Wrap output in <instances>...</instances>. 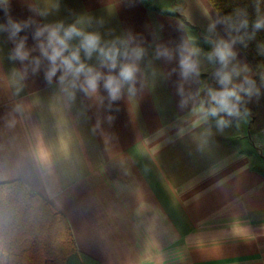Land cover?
<instances>
[{
	"label": "crops",
	"instance_id": "obj_1",
	"mask_svg": "<svg viewBox=\"0 0 264 264\" xmlns=\"http://www.w3.org/2000/svg\"><path fill=\"white\" fill-rule=\"evenodd\" d=\"M10 21L23 26L15 36ZM60 25L61 34L75 25L98 35L99 47L119 50L118 65L135 62V92L125 85L110 102L101 82L70 99L60 71L47 82L39 46L48 33H35ZM23 38L21 62L12 54ZM220 40L234 52L229 86L252 80L210 0H0V184L22 181L45 199L67 219L79 255L98 264H264V130L249 134V114L223 129L204 114ZM185 46L198 62L187 77ZM80 56L108 74L98 51Z\"/></svg>",
	"mask_w": 264,
	"mask_h": 264
},
{
	"label": "trees",
	"instance_id": "obj_2",
	"mask_svg": "<svg viewBox=\"0 0 264 264\" xmlns=\"http://www.w3.org/2000/svg\"><path fill=\"white\" fill-rule=\"evenodd\" d=\"M210 2L256 71L251 83L244 84L252 94L240 92V115L216 117L235 121L249 114L248 131L253 135L264 130V27H255L264 21V0ZM221 68L218 60L215 73ZM221 87L219 82L204 87L208 108V89ZM0 260L3 264H98L79 255L67 219L22 181L0 184Z\"/></svg>",
	"mask_w": 264,
	"mask_h": 264
},
{
	"label": "clouds",
	"instance_id": "obj_3",
	"mask_svg": "<svg viewBox=\"0 0 264 264\" xmlns=\"http://www.w3.org/2000/svg\"><path fill=\"white\" fill-rule=\"evenodd\" d=\"M9 23L12 36H15L22 30L23 26L20 23L12 21ZM246 25L247 21H244L242 26ZM255 27L257 29L264 27V21H258ZM61 28L62 25L45 26L44 28L38 29L35 33L37 37L42 36L45 32L48 33L47 44L41 43L39 46L41 53L50 62V67L45 72L47 82L51 83L53 77L60 71L62 74L59 76V83L70 99L74 98V90L77 88L89 96L96 94L101 86V82L104 90L108 93L110 102H115L120 99L125 85L128 86L129 93L135 92L137 72L139 71L138 65L135 62H125L118 65L119 50L115 47L108 49L99 47L100 38L98 35L82 33L75 25L64 29L63 34H61ZM73 37H81L80 44L76 49L69 51V41ZM25 41L26 38H23L16 44L12 59H18L21 62L28 59L29 52L25 48ZM81 49L87 58H91L93 53L98 51L103 57L101 64L108 69V74L105 75L94 67L85 64L81 60ZM142 54L143 49L136 48L132 50V55L135 57V60H139ZM196 54V49H188L186 46L180 51L179 65L183 77H187L190 73L194 72L198 74V62L193 59V56ZM123 55L127 57L129 53L126 51ZM158 56L171 58V54L167 49L159 51ZM212 56H215L222 65V68L215 73L222 87L218 91L209 89L208 95L211 106L204 110L205 118L208 116H217L219 113L238 116L240 115V104L242 102L240 92L244 91L251 95L252 88H245L243 84L229 86L232 84V72L226 71L225 69L228 67L230 58L234 56L231 43L225 40L218 41L209 58L211 59ZM39 65L40 61L36 59L33 72L39 69ZM118 67V72L112 74ZM245 82L251 83L247 80ZM184 103L185 101H181V105ZM108 120L111 122L113 117L109 116ZM227 123L226 120L221 118L217 121V126L223 129ZM0 264H3L2 260H0Z\"/></svg>",
	"mask_w": 264,
	"mask_h": 264
},
{
	"label": "rangeland",
	"instance_id": "obj_4",
	"mask_svg": "<svg viewBox=\"0 0 264 264\" xmlns=\"http://www.w3.org/2000/svg\"><path fill=\"white\" fill-rule=\"evenodd\" d=\"M216 69H217V67H216ZM216 69H215V71H216ZM215 71L211 74V80L208 81V83H207L206 86L210 85V84L213 83V82H218V77L215 76ZM209 89H210V88H209ZM209 89H208V91H209ZM208 91H207V95H208ZM208 97H209V96H208Z\"/></svg>",
	"mask_w": 264,
	"mask_h": 264
}]
</instances>
